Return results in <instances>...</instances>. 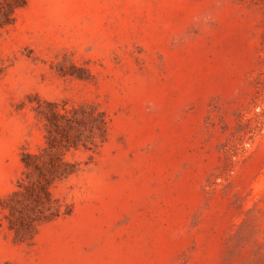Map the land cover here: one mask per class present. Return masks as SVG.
<instances>
[{"label": "rangeland", "instance_id": "374dc122", "mask_svg": "<svg viewBox=\"0 0 264 264\" xmlns=\"http://www.w3.org/2000/svg\"><path fill=\"white\" fill-rule=\"evenodd\" d=\"M24 152L65 161L44 211L19 184L39 178ZM21 217L40 219L16 233ZM0 264H264V0L16 8L0 24Z\"/></svg>", "mask_w": 264, "mask_h": 264}, {"label": "trees", "instance_id": "16d2710c", "mask_svg": "<svg viewBox=\"0 0 264 264\" xmlns=\"http://www.w3.org/2000/svg\"><path fill=\"white\" fill-rule=\"evenodd\" d=\"M24 4L25 0H0V24L11 22L15 9L23 6ZM37 157L38 156L36 154L30 152L23 153L21 160L25 168L35 170L38 173L39 178L36 182H30L28 184L19 182V184L24 188L25 194L33 200L34 205H39L40 210L44 211L48 209V206L46 205L47 203L55 201V199L52 198V194L49 189L50 185L56 179L61 178V176L67 171L65 169H60V166L57 164L58 161H60V163H65V161L62 160V153L58 155V157H50L47 161V168L42 167L41 164L34 161ZM37 219H40V217L32 218L30 220H26L24 217H21L18 219V223H15L14 220L10 219V228L16 233H19L20 228L30 227L32 225V221Z\"/></svg>", "mask_w": 264, "mask_h": 264}]
</instances>
